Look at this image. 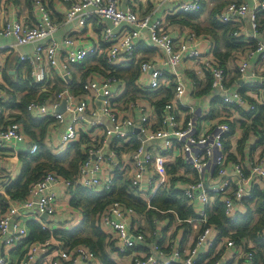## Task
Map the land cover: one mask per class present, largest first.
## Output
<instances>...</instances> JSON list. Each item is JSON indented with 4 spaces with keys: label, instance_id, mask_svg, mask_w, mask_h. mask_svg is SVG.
Here are the masks:
<instances>
[{
    "label": "clouds",
    "instance_id": "1",
    "mask_svg": "<svg viewBox=\"0 0 264 264\" xmlns=\"http://www.w3.org/2000/svg\"><path fill=\"white\" fill-rule=\"evenodd\" d=\"M171 2L172 0H162L160 3H155L150 12L144 13L143 24L136 25L138 31L123 33L119 36L114 35L118 32V25L136 24V20L141 18L143 9H140L139 5L132 6L137 9L135 19L127 15L128 8L124 6H121L114 14L111 10L112 4L107 0L104 2L102 0H21L16 5L11 3L3 5L10 11L4 17L6 26L0 23V47L7 45L10 46V50L3 54L6 59L0 60V83H4L5 76L11 79L19 76L29 82L30 88L35 82L43 84L51 82L47 91L37 85L32 91L26 89L24 93L19 94L21 97H28L25 107L19 113L12 114L14 120L9 122L11 130H4L7 132L4 142H15L17 147H30L32 153L39 151L40 144L43 142L44 148L47 149L45 155L48 157L39 165L43 169L39 175L30 172L23 178L25 191L30 193L25 196V201L23 203L13 201L11 208L5 214L3 227L0 228V246H3L5 254L7 248L15 242L12 239L15 234L19 232L23 236L26 233L22 220L12 222V213L21 217L31 213L37 219L46 213V219L50 221V224L44 225L46 227L63 222L62 227L71 228L83 218L88 227L86 235L92 238L93 242L96 239L93 232L96 229H105L112 233L108 242H118L123 247L133 242H147L135 236L134 232L139 229L141 223L148 219L146 213L152 207L149 195L156 190L157 186H170L176 179L177 173L188 182L184 186L193 189L192 195L196 200L197 211L201 210V205L206 201L212 202L204 192L206 183L209 187L215 186L218 189L229 186L226 192L228 215L241 209L240 197L247 192L249 181H254L260 185L261 189H264V157L253 159L248 152L247 144L235 156V164L229 163L227 168H222L216 177L201 172L203 168L201 161H197L195 169L190 172H186L179 163L183 160L184 153L189 151V145L185 142L177 149L168 137L176 136L178 139L186 137L189 141L192 137L188 135L191 132L190 127H181L184 123V114H181L178 105H189L190 111L186 115L191 116L196 107L207 111L208 100L212 95L208 93L200 99L190 96L189 92L198 91L204 85L203 83L197 85L194 79H189L185 75V69L193 68L196 75L203 81L204 77L200 69L211 67L209 60L212 57L209 55L202 59L199 65L183 64L180 60L181 53L175 51L179 45L170 46L164 43L167 36L163 34L159 40L155 35H151L153 17ZM253 7L255 4L241 3L237 10L238 15L234 13L239 20L243 21L240 31L255 32L256 23L251 18ZM231 9L232 6H229V11ZM17 12L21 15L17 16ZM89 13L97 14L99 19L86 26L84 18ZM227 14L226 12L225 16ZM17 20H19L18 23ZM97 24L102 25V31L98 34L92 32ZM85 27L88 28L87 34H80V39L84 41H87L88 36H92L93 42L97 45L100 41L114 38L118 39L119 43L102 49L100 59L94 64L89 63L77 70L73 62L83 60L88 48L86 45L79 47L78 42L74 39L69 40L67 34L73 30L80 33V30ZM260 35L264 39V32ZM140 36H145L146 39L150 36L149 42L160 44L159 54L163 59L156 61L155 64L151 60L138 64L140 79L136 81L137 85L143 88L146 84H150L153 89L159 88L164 81L157 80L158 72H154L151 76L147 74L149 68L157 65L166 67L170 73H176L182 83L180 90L174 89L170 96L167 93H161L141 99L138 103L127 104L129 115L125 116L119 109L133 97H127L120 104H113L110 101L123 90L124 80L132 79L135 74L121 77L118 85L113 81L111 72L105 68L102 61L107 60L118 64L123 59L121 53H130L132 51L130 42ZM48 37H51V45L42 51L38 45L48 43ZM212 39L213 36L210 34L209 40ZM184 43L190 46L189 41L185 40ZM261 47L264 48V44ZM64 49L67 50L66 54L61 55L60 50ZM25 57L30 60V67L17 72V58L24 59ZM91 68H95L96 72L88 75V70ZM214 76L216 79L212 87H219L226 101H236L243 109L249 107L244 98L236 93L237 86L234 81L225 88L220 84L221 77L218 69L214 71ZM65 77H71L83 84L82 91L69 92L65 86L67 83ZM247 78H251L250 74ZM228 79L231 80V76ZM10 91L5 84L0 95L7 99ZM87 97L91 98L90 103L85 102ZM61 101H66V103L62 104ZM153 103L157 105L166 103L168 110L157 115V112L151 108ZM65 108L70 110L65 111ZM133 108L137 111L133 112ZM239 116V112L232 110L227 122L212 121L211 124H203L201 127L210 132L212 127L218 124L219 128L224 130L227 129L228 123ZM32 117H42L45 121L54 119L55 122L47 129L33 127L29 123ZM128 125L140 129L135 133L134 139ZM97 126H102V129ZM94 128L95 131H92ZM174 128H179V131H173ZM8 137H11V140H8ZM239 138L240 131L238 130L232 140L235 142ZM205 139H208L207 135L203 136L200 142L203 143ZM70 141H76L78 145L82 142L83 147L74 150L65 162L58 161L57 156L67 148ZM214 143H221L219 134L214 137ZM232 151L236 149L233 148ZM228 154L231 155V152ZM9 155L11 162L6 172L0 173V180H6L9 176L15 178L25 165V161L15 153ZM245 169L252 173L247 179L243 175ZM169 173L172 175L169 176ZM30 180L31 184L28 183ZM237 185L239 186L238 191L235 190ZM82 186L102 191L119 186L126 192L135 191L148 207L139 213L131 214L138 216V219L133 228L129 230L128 224L131 216L118 213L119 223L117 224L107 215L111 206L107 205L106 201L105 211L98 212L97 204L77 199V188ZM196 190H199V195H196ZM2 191L3 188L0 187V192ZM73 202L76 206H73ZM41 223L43 224V221ZM162 224L163 221L153 217L150 224H145V228L148 231L159 233ZM116 227H119L121 232H115ZM125 234L128 239L124 238ZM200 242L202 245L204 236L200 237ZM170 244L175 249L176 245L171 241ZM74 251L75 249L69 246L64 248L59 255L69 264H85V262L94 261L93 253L87 248L81 251V255L75 257L71 254ZM65 252H69V255H65ZM195 254L192 252L191 256ZM158 255L159 253L154 251L152 260L146 259V264H153ZM246 259L250 260L251 256ZM187 264H191L190 259Z\"/></svg>",
    "mask_w": 264,
    "mask_h": 264
},
{
    "label": "built area",
    "instance_id": "2",
    "mask_svg": "<svg viewBox=\"0 0 264 264\" xmlns=\"http://www.w3.org/2000/svg\"><path fill=\"white\" fill-rule=\"evenodd\" d=\"M6 1L7 0H0V13L4 9L3 5L6 4ZM159 1L162 2V0H159ZM174 1H177V0H172V2ZM102 2H104V0H102ZM107 2L112 4L111 10L114 14L117 11H119L121 7L119 0H107ZM241 3L249 4L248 2H231L225 5V7L218 12V14L216 15L217 19L221 23H240L241 20L237 18V15H238L237 10ZM252 4H255V7L251 8V18L253 19V22L256 23L255 32H252L253 34L252 39L253 41H256V44L254 47L247 48L246 50H248L247 51L248 56L244 59H240L239 63L237 62L236 64L239 72L243 75L246 73V70L248 68V63H249L248 58L250 54L255 55L256 53H261V52L264 53V48L261 47V45L264 44V39H262L260 35V33L264 32V30L263 31L259 30V23H258L259 13L260 11L264 9V0H252ZM202 5H203V0H188V1L178 2L177 5H175L173 8L169 10V14L167 15H173V14L184 13V12L196 13L202 10ZM229 6H232L231 11H229ZM127 8H128L127 15L135 19L136 11H137L136 8H133L132 6H129ZM226 12L228 13L227 16H225ZM234 13H237V15H234ZM121 14H124V13H121ZM84 19H85V25H87L89 21H92L94 19H99V17L97 14L89 13ZM18 22L19 20H17V23ZM4 24L6 26V22ZM139 24H143V16H141L140 19L136 20V24L125 23V24L118 25V32L114 35L119 36L123 33H135L136 31L139 30L136 26ZM73 32H76V31L73 30ZM161 34L167 36V39L164 41V43L170 46L179 45V47L175 48V51L181 53L180 55L181 62L187 59L200 58L202 56V52L200 51L198 46L195 45L193 42H190V46H189L188 44H185L184 41H181V42L175 41V39L172 38L169 35V33H167L164 30V21L161 19H158L156 22L152 24L151 35H155L156 39L159 40L161 39ZM236 35L238 36L242 35L240 30L236 32ZM68 38L69 40H73L71 36H68ZM192 38H195V37H192ZM136 39L130 42V46L132 48V51L130 53H121V56L123 57V59H121L118 64H113L111 61H107V62L114 67L126 66L127 61L132 59V55L134 54L136 50ZM149 40H150V36H149ZM47 41L48 43L46 44L38 45V47H40L42 51L46 50V48L51 45V37H48ZM116 43H119V40L114 38L111 40L103 41L104 47H99L96 45L87 46L88 51L85 53L84 59L78 62L74 61L73 65L82 64L87 58H90L91 56L101 55L102 49L110 48L114 46ZM150 44L154 48L160 51V48H161L160 44L153 43V42H150ZM212 46L213 45L211 44L210 51L212 50ZM79 47H84V46H79ZM60 51H61V55H64L66 54L67 50L65 49V50H60ZM210 53L212 54L213 52H210ZM0 60H3V54H2L1 48H0ZM20 60L21 62H25L29 65L31 63L27 57H25L24 59H20ZM144 62H147V61H144ZM209 64L211 65V67L204 68V69L206 73L211 77V86L213 85L216 79V77L214 76V71L218 69L220 77H221L220 84L223 85L225 88H227V71L224 68V66L220 64V62L218 61L216 57H213L211 60H209ZM154 72H158L157 80L164 81V83H162L160 87L157 89H153L150 84H146L143 87V90L150 89L153 91H157L162 88H167L172 81L174 82L175 90L176 91L180 90V84L182 83V81L177 78L176 73H170L168 71H167L168 73H165L164 70L158 66H154L148 69L149 76H151ZM105 80H107V78H105ZM251 87L253 89H256V91H261L264 95V83L263 82H260L259 85L257 83H253L251 84ZM212 88L219 89V87H215V88L212 87ZM0 91H3L2 87H0ZM236 93L240 97L244 98V100L249 104V107L244 110H246V112L249 114H253L254 111L256 110V103L249 101L242 94L241 91H236ZM83 95L87 96L86 93H83ZM120 96L121 94L116 95L115 98L110 101V103L118 104V98ZM11 98L12 96L10 94H8L7 99H5L3 95H0V100L7 103V104L0 105V117H3V122L1 121V118H0V150L11 149L14 152L18 153V152H22V150L25 147H17L15 146V142L13 143L4 142V138L7 136V132L4 130H11V124L9 122L14 120V117L12 115L13 107L9 106V102ZM90 101H91V98L87 97L85 102L90 103ZM62 102L66 103V101H61V103ZM223 102L225 103V105H227L230 108H233V109L241 108L240 105L236 103V101H226L224 97H223ZM164 107H165L164 108L165 110H168V105L166 103ZM69 110H70L69 108L65 109V111H69ZM119 111L122 112L121 109H119ZM60 114L62 115L63 113H60ZM208 114H209V111L204 113V115H208ZM34 118L43 119L42 117H34ZM197 123H200V120L197 121V120L189 119L188 121H186L185 123L181 125V127L191 128V132H189L188 135L192 137V140L189 141L187 140L186 137H179L178 139L176 136H169L168 139L172 140L175 147L178 149L182 147L183 143L185 142L188 143L189 151L184 153V158L181 163L184 169L189 168L190 171H193L195 169L196 162L201 161L203 162V168L201 169V172H206L207 175L216 177L217 175H219L222 168H227L228 166V162H226L227 155H226V152L224 151V147H225L224 141L226 140L227 135L230 133L231 127L228 123L227 129L221 130L217 124V126L213 127L210 132L204 131L202 133H199L197 130V126H198ZM130 126H133V125H128V127ZM97 127H100V126H97ZM139 131L140 129L136 132H139ZM173 131H179V128H174ZM136 132L134 133L130 132L133 136V139H134V135ZM217 134H219V138L221 141L220 144L214 143V137H216ZM205 135L208 136V139L203 140V143H201L200 142L201 138ZM7 139L11 140V137H8ZM210 139H212L213 141L212 144L206 145L205 143H207ZM74 142L75 141H70L67 148H65L63 152L59 154V156L65 153L69 149L70 145ZM209 153H211L210 156H209ZM262 157H264V153L260 155L259 157H255L253 159H260ZM93 158H95V156H93ZM177 175L181 178V180L176 182L174 185L164 186V187L157 186L156 190L150 193L149 202L155 195L156 191L161 187L166 188L167 190H171L172 188L176 190H180L184 192L186 204L192 208L193 215L186 219H182L176 213L175 210H172V209L159 210L155 208L154 206L151 207L150 210H155V212L162 214V216L165 215V218H161L160 216H154L157 220L163 221V224L159 230V233L146 230L145 224H149L148 219L144 223L140 224L139 229L136 232H134V235L141 237V239L144 241H149V242L151 241L152 246L150 247L148 252H145V253L139 252L138 255H134L130 264H146V259L152 260L154 251L159 253V255L156 257L153 264H165V261H166V264H187V261L189 259L191 261V264H256L257 242L253 239H248L246 237H241L239 242L236 241V239L233 237V235L236 234L235 230H230L229 233L225 236L222 235L219 225L211 221V212L214 210L215 204L217 202H221L223 205L224 213L227 216V218L230 221H234L239 216V214L243 213L242 212L243 205H245L246 202L251 201L253 197V190L256 188L257 189L259 188L262 192H264V189H261L260 185L255 183L254 181H249V187H248L247 192L242 194L240 197L241 209H237L231 215H228L227 205H226V192L229 186L226 185L224 189H218L215 186L209 187L206 183L204 185V192L212 202L208 203L206 201L204 204L201 205V210L197 211L196 210V200L192 195L193 189L185 187L184 185H186L188 182L183 180L181 174L177 173ZM243 175L247 179L249 176L252 175V173L250 171H246L245 169ZM83 187L88 188L89 190L95 193L103 192L102 190L89 188L87 186H83ZM114 187H112L111 189L107 191L108 192L111 191ZM235 190L237 191L239 190L238 185L235 187ZM134 193L142 200V198L135 191ZM2 194L6 198V201H5L6 208L4 210L0 209V228L3 227V221L5 219V214L11 208L12 202L20 201L23 203L25 201V198L13 199L6 192H3ZM29 194L30 193L28 192L27 195ZM196 195H199V190H196ZM263 202H264V199H263ZM107 205L111 206L110 210L107 212L109 219L114 220L118 224L119 223V220L117 219L118 213L121 215H129L131 216V218L129 219L128 227H129V230L133 228V226L137 222L138 216H132L131 214L139 213V211H137L136 208L128 205L127 203L123 201H113ZM106 206L100 212H104ZM150 210L146 213L147 217H148ZM170 214L172 215V217L170 216ZM12 217H13V220H12L13 223L19 221V218H18L19 216L16 213H12ZM172 222H174V224H172ZM194 222H197V224L199 225V230L196 234H194L195 236L191 240H186V241L183 240L181 234H179L178 237L176 238H173L172 237L173 234H171L168 240L164 236H162L164 232H166L167 236L169 235L172 225L176 226V228L178 229L177 230L178 232L179 230L184 229L185 227L189 225H192ZM24 228L26 229L25 235L21 236L19 232H17L15 236L12 238L15 240V242L9 248L13 249L14 247H17L24 241L25 238L28 237V229L26 226H24ZM42 228L49 229L43 224H42ZM102 230L104 231V233L107 235V238L109 239V236L112 235V233L105 229H102ZM114 231L121 232V229L119 227H116ZM201 236H204V242L202 245L200 242ZM258 236L264 239V229L258 233ZM124 238L128 239V236L125 234ZM170 241L176 245L175 249H173L172 244H170ZM43 243L44 244L39 243L38 241H34L35 245L32 249V252L26 255L25 258H23V260L20 261L19 264H31L32 260L38 259L41 254L39 253V250L44 251L45 250L44 245L47 246L50 244L49 240H46ZM115 243H116V247L118 248L120 252L126 253L128 250L138 251L137 249H140V247L142 246L141 243H145V242H133L123 247H121V245L118 242H115ZM85 248H87L89 251L93 253V257L95 259L96 258L95 253L90 249L89 246L85 244H79L75 246L74 249L78 255H81V251ZM192 252L196 253L195 256H191ZM249 256H251V259L250 260L246 259ZM58 262L62 264L61 261H59L58 259L57 260L55 259V261L52 262V264H58ZM85 263H88V262H85ZM0 264H9V260L6 255L0 256Z\"/></svg>",
    "mask_w": 264,
    "mask_h": 264
},
{
    "label": "crops",
    "instance_id": "3",
    "mask_svg": "<svg viewBox=\"0 0 264 264\" xmlns=\"http://www.w3.org/2000/svg\"><path fill=\"white\" fill-rule=\"evenodd\" d=\"M182 1H188V0H177V1L169 3L168 5H166L162 9H160L155 14V16L153 17L152 24L154 22H156L158 19H161L164 21V30L167 33H169V35L172 38H174L175 41L181 42V41L187 40L189 42H193L195 45L198 46V48L202 52V56L200 58H196V59H187V60H184L182 62L183 64H189V65H191L193 63L199 65V62L202 59L208 57L209 55L212 58L216 57V56L214 54V46H215L214 40L213 39L209 40V33L206 31H203V30H199V29H198V31L195 30L192 25L185 23L186 21H188V22L191 21L192 23H195V24L197 23L199 25V28H202V29L209 28V27H211L212 21L214 20V18L216 17V15L222 9L223 6H225L231 2H248L249 4H252V0H203V5H202L203 8L199 12V14L185 15L184 13H182V14L177 13V14H173V15H167V14H169V10L171 8H173L175 5H177L178 2H182ZM20 2H21V0H7L6 4L11 3L13 5H16V4H19ZM119 3L121 6H124V7L133 6L134 4L139 5V8L143 9V12L141 14V16H143L144 13L150 12L153 9L155 3H160V1L159 0H119ZM145 5H147V7H145ZM29 7H30V5H29ZM9 11H10V9H6V8H4L2 10V12L0 13V23H5L4 17L6 15H8ZM188 13H192V12H188ZM16 15L19 16V15H21V13L17 12ZM245 19H248V17H245ZM97 20L98 19H94L92 21H89L87 25H89L90 23L96 22ZM238 26L240 29L243 26V21L238 23ZM101 31H102V25H100V24H97V26L92 29V32L96 33V34H98ZM87 32H88V28L85 27V28L81 29L80 33L70 31V32H68L67 35L71 36L72 39L76 40L78 42V46L96 45L99 47H104L103 41H100L99 45L94 43L92 36H88L87 41L80 39V34L81 33L87 34ZM240 32L242 33L241 38H243V42L245 41L246 43H248V45L244 42L246 44V46H245V48L241 49L242 50V51H240L241 53L238 52V50H237V52L240 53V54H238L236 52V50H234L232 53V56L227 61V65H226L227 87H229V85L234 81V83L237 86L235 88V91H241L242 94L249 101L254 102V103L259 102L260 105H263V103H264L263 93L261 91H256V89H253L251 87V84L257 83L259 85L260 82L264 83V57H263L264 53L263 52L256 53L255 55L250 54V56L248 58L249 63H248V68L246 70V73L244 75L241 74L239 72L236 64H237V62L239 63L240 59H244L248 56V54H247L248 50H246V49L253 47L250 45V42L253 41V39H252L253 34L251 31H248V32L240 31ZM192 37H195V38H192ZM211 44L213 46H212V50L210 51V45ZM255 44H256V41L254 42V45ZM0 48L2 49V54H4L5 52H8L10 50V46H7V45L0 47ZM210 52H213V53L211 54ZM159 53H160V51L158 49L154 48L150 44L149 37L146 39L145 36H140L139 38L136 39V50H135L134 54L132 55V59L127 61V65L125 67H127L133 60H135V61L140 60L143 62L151 60L155 64L156 61L163 59ZM100 56L101 55L91 56L90 58H88L89 61L86 62L85 65H87L89 63L94 64ZM4 59H6V57H4V55H3V60ZM18 62H21V60L19 58H17V60H16V69H17V63ZM23 63H25V62H23ZM77 65L78 64H75L74 66L77 67ZM157 66L160 67L159 65H157ZM161 68L164 70L165 73H168L166 67H161ZM91 69L88 70V75H91L93 72H96V70L93 71ZM77 70H80V68L77 67ZM200 71L203 73V77H204L203 81H201L200 78L196 75V72L193 68L189 67V68L185 69V75L189 79H194V81L197 85H199L201 83H203V85H204L198 91H192V92H189L188 94L190 96H194L196 99H200L203 96H205L206 94L212 93V95L210 96V98L208 100V110L207 111H209V114L204 115V113H206L207 111H204L200 107H196L194 112L192 113L193 116L192 115L188 116L186 114L189 113V111H190L189 105H178L180 108L181 114H184V123L186 121H188L189 119H193V120H197V121L200 120V123H197L198 124L197 130L199 133H202L205 131V129L203 127H201V125L211 124L212 121H218L220 123L227 122L229 119V116L231 115V111L235 110V111L240 113V116H239V118H234L233 121L229 123V125L231 127V131L227 135L226 140L224 141V144H225L224 151L226 152V155H227L228 164L229 163H232V164L235 163V156L239 153V151L243 148V146L245 144H247L248 152L252 158L259 157L260 155H262L264 153V110H263V112H261L257 108V114H255L254 116H251L249 113L246 112V110H244L242 108L233 109V108L228 107L223 102V96L220 93V89H213L212 88L211 77L206 73L205 69L201 68ZM17 72H20V71L17 70ZM97 74L99 75L100 73H97ZM147 74L149 75V73H147ZM249 74H250L251 78H247V76ZM230 76H231V80L228 79V77H230ZM20 79H22V78L17 76V78L12 79V80L16 81V82H20L21 81ZM139 79H140V77L138 78V80ZM65 80L67 82L65 86L67 87L68 91H70V92L74 91V85L78 81L75 79H72L71 77H65ZM22 81H23V79H22ZM113 81L119 85L120 79L114 78ZM0 84L3 87V89H4L5 84H7L9 89L12 88V87H10V83L6 81L5 77H4V83H0ZM22 84H23V82H22ZM49 84H51V82H48V84L43 85L44 86L43 88H48ZM79 84H80V88H81V90L79 92H81L83 89V84H81V83H79ZM174 89H175V85H174L173 81L169 84V86L167 88H162V89L157 90V91H152L150 89H149L150 91H142L143 88L140 89V87L137 85V83H136V87L130 88L127 85V83L124 81L123 90L119 92V94H121V96L118 98V104H120L122 101H125V99L129 96L133 97V99L127 100L124 107L120 108L122 113L125 116H127V115H129L127 104L138 103L141 99H145V98L150 97V96H156V95H159L161 93H167L170 96ZM11 90H13V89H11ZM25 90L24 91H19V89L14 90L15 95L17 96L18 99L21 98V96L19 94L24 93ZM151 91H152V94L150 95L149 92H151ZM153 93H156V94H153ZM63 103L64 102H62V104ZM151 108L153 109L154 112H157V115H159L160 112L165 111V109H164L165 107H162L158 111L156 103L151 104ZM135 111H137V109L133 108V112H135ZM19 112H20V110L17 106L13 107V113H19ZM54 122L55 121H53L52 123H54ZM254 125H256V126H254ZM99 128L102 129V126H100ZM128 128H129L131 133H134V132L139 130L138 128H135L134 126H130ZM232 128H233V130H232ZM238 130L240 131V138L237 139L235 142H233L232 137L236 136V133ZM92 131H95V128ZM250 138H251V142L249 143ZM212 142H213L212 139H210L205 144L211 145ZM72 144L70 145V147L72 146ZM79 147H83L82 142L79 144ZM233 148H235L236 151H232ZM22 152L31 153L30 147H25L22 150ZM229 152H231V155L228 154ZM11 153H15L16 156H18L19 153H21V152L17 153L11 149L0 150V173L6 172V170L8 168V164L11 162V156L9 155ZM93 159H95V158H93ZM179 163L181 164L182 161H179ZM185 171L190 172V169L186 168ZM246 171H249V170L246 169ZM19 173H17V175H19ZM168 175L171 176L172 174L169 173ZM11 178L12 177L9 176L6 180H0V187H3L4 183L9 181ZM12 179H14V178H12ZM179 180H181V178L178 175H176V179L172 181L171 185H174ZM78 188H81V187H78ZM3 192H5L4 189L0 193H3ZM255 206H256L255 200L253 202L250 201V202L246 203L245 205H243V208H242L243 214L248 211L249 207H251L255 211V217H258L259 212L256 210ZM43 215H40L39 219H37L35 215L28 213L25 216H23V217L19 216L18 218H19V221H21V220L23 221V226L27 227L28 234H29L28 222H30L32 220H35V221L38 220L37 222H39L41 225H42V223H41L42 221H43V225L50 224V221H48L47 219H44L42 217ZM154 216H160L161 218H165V215L162 216V214L155 212V210H150V212L148 214V223L149 224L151 223V218H153ZM82 219L79 223L74 224L71 228L62 227L61 225L63 222H57V224L55 226H51V227H47V228H49L48 230H50L51 232H53L57 229L58 230L59 229L69 230V229L75 228L76 226L81 224L83 221ZM172 224H174V222H172ZM177 230L178 229L176 228V226L172 225L170 232H169V235L167 236L166 232H164V234L162 236H164L168 240V238L170 237L171 234H173L172 235L173 238H176V237H178L179 234H181L183 240H185V241L191 240L192 238H194V236H195L194 234H196L198 232L199 225L197 224V222H194L192 225H189V226L185 227L184 229L179 230L178 232H177ZM106 238H107V235H106ZM47 240H49L50 244L47 246L44 245V248H45L44 251L39 250V253H41L40 257L38 259L32 260L31 264H52V262H54L55 259L56 260L58 259L59 261H61L62 264H69V262L63 261V258L59 255V253L61 251H63L64 248L69 247V246H67L66 242L64 240H61L60 238L55 237V236H51ZM36 241L44 244L43 243L44 241H39V240H36ZM107 241H109L108 238H107ZM34 245H35L34 241H31V240L26 241V238H25L24 241L20 245H18L17 247H14L13 249L7 248L6 254L3 250V246H0V256L6 255L8 260H9V264H19L20 261H22L26 255H28L30 252H32ZM141 245L142 246L140 247V249H137L138 251L128 250L126 253H122L116 247L115 242H113V244H112V242H110L108 244V249H109L108 251L110 253L111 259L114 262H116L117 264H130L134 255H138L139 252H141V253L148 252L150 247L152 246V242L147 241L145 243H141ZM71 248L74 249L75 247H71ZM71 254L73 257L79 256L75 251L72 252ZM65 255H69V252H65ZM85 264H102V262L98 257H96L94 259V261L88 262Z\"/></svg>",
    "mask_w": 264,
    "mask_h": 264
},
{
    "label": "trees",
    "instance_id": "4",
    "mask_svg": "<svg viewBox=\"0 0 264 264\" xmlns=\"http://www.w3.org/2000/svg\"><path fill=\"white\" fill-rule=\"evenodd\" d=\"M225 6L222 7V9ZM203 8V6H202ZM200 12V11H199ZM199 12L196 13H188L184 12L185 15L190 14H199ZM188 13V14H187ZM182 14V13H181ZM176 16V15H175ZM191 22V21H190ZM186 21L185 23L192 25L195 30H203L211 34L213 36L214 40V54L220 64L224 66L226 69L227 61L232 56V53L234 50L242 51V48H245L246 44L248 43L243 42V38L241 36L236 35V32L239 31L238 23H221L217 17L214 18L212 21L211 27L209 28H199V25L196 23H190ZM258 23H259V30H264V9L260 11L258 16ZM255 41H251L250 45H254ZM100 59V57L98 58ZM89 59L85 60L82 64H78V68H83L88 62ZM143 61H135L133 60L127 67L117 66L114 67L110 65L107 60H103L102 63L104 64L105 68H107L113 78L120 79L124 76L133 75L132 79L124 80L127 85L132 88L136 87V81L140 77V74L137 70V65L141 64ZM30 65L23 62L17 63V70L23 71L26 68H29ZM91 70H96L95 68H92ZM6 81L10 83V87H12L9 94L12 96L9 106L12 107H18L20 111L23 110L25 107V101L28 97H21L17 98L15 95L14 90L19 89V91H24L25 89L32 91L33 88H35L37 85L41 88H43L42 83L35 82L32 87L30 88L29 82L26 80L20 79L22 82H16L13 81L11 78L5 76ZM210 86V85H209ZM0 87L1 84H0ZM46 87V86H45ZM3 88V87H2ZM45 91H47V88H44ZM81 90L79 82H77L74 85V91L79 92ZM142 91H150V90H142ZM153 91V90H152ZM152 91L149 92L150 95L152 94ZM156 94V93H153ZM42 99L44 97H41ZM7 104L4 101L0 100V105ZM165 103H160L159 105L156 104L158 111L164 107ZM257 108L259 111L263 112L264 110V103L263 105H260L259 102H256V110L253 114H250L251 116H254L257 114ZM1 121L3 122V117H0ZM53 120H47L45 119H36L34 117L31 118L29 123L33 127H44L47 129ZM256 126V125H254ZM233 130V128H232ZM79 147V145L75 142L72 144V146L62 155L57 156V160L60 162H65L67 157L71 155V153L76 150ZM47 152V149L44 148L43 142L40 144V150L36 153H19L18 157L25 161V165L22 166L21 171L19 175L15 177V179H11L4 183L3 188L5 189V192L10 195L13 199H23L28 194V192L25 191L26 186L23 184V178L27 176L30 172H35L36 175H39V173L43 170L39 167V165L42 162H45L48 157L45 155ZM56 162V161H54ZM36 166V167H33ZM29 184L32 183L30 180L28 182ZM76 198L88 201L90 203H95L98 205L97 211L100 212L103 210V208L106 206L105 201L107 204L113 202V201H123L127 203L130 206H133L136 208L137 211H141L144 208H147V204L144 203L135 193L133 192H126L122 190L119 186H115L111 191H103L99 193L92 192L88 188H78L76 191ZM264 192H262L259 189L253 190V197L251 201L253 202L255 200L256 202V210L259 212L258 217H255V211L249 207L248 211L246 213L239 214V216L234 220L230 221L227 216L224 213L223 205L221 202H217L215 204L214 210L211 212V221L214 223H217L221 229L222 235H227L230 230H235L236 234L233 235V237L236 239V241H240L241 237H246L248 239H253L257 242V254H256V264H264V239L260 238L258 236V233L261 232L264 229ZM6 198L5 196L0 193V209L4 210L6 208ZM250 202V201H248ZM246 202V203H248ZM245 203V204H246ZM150 204L152 207L159 210H165V209H172L175 210L176 213L180 216L182 219H186L193 215L192 208L189 207L186 204L185 201V194L183 191L171 189L167 190L166 188H159L153 198L150 201ZM73 206H76L73 202ZM172 217V215L170 214ZM82 223L76 226L75 228L64 230V229H57L53 232H51L48 229H43L42 225L32 220L28 222V228H29V234L26 238V241H45L49 239L51 236H55L57 238H60L61 240H64L67 244V246L75 247L79 244H85L90 247V249L95 253L96 257H98L102 264H117L114 262L109 253L108 249V241L106 238V234L102 229H96L93 232V235L95 236V242H93V239L88 237L86 235V232L88 230L87 223L84 219H82Z\"/></svg>",
    "mask_w": 264,
    "mask_h": 264
},
{
    "label": "water",
    "instance_id": "5",
    "mask_svg": "<svg viewBox=\"0 0 264 264\" xmlns=\"http://www.w3.org/2000/svg\"><path fill=\"white\" fill-rule=\"evenodd\" d=\"M64 103H65V102H64ZM64 103H63V104H64ZM46 216H47V214H44L42 217H43L44 219H46Z\"/></svg>",
    "mask_w": 264,
    "mask_h": 264
}]
</instances>
